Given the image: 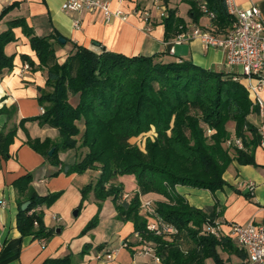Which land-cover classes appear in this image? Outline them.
Masks as SVG:
<instances>
[{
  "label": "trees",
  "instance_id": "trees-1",
  "mask_svg": "<svg viewBox=\"0 0 264 264\" xmlns=\"http://www.w3.org/2000/svg\"><path fill=\"white\" fill-rule=\"evenodd\" d=\"M183 1L190 5L195 21L203 15L201 5L205 3L215 15L213 31L218 35L227 34L233 25L234 17L224 0ZM14 6H7L0 19ZM175 13L176 9H169L165 18L166 39L182 31L184 21ZM19 26L39 58L38 67L47 76V88L39 97L44 112L35 119L59 130L56 141L29 142L57 165L61 163V151L76 149L78 159L69 165L67 173L99 171L95 181L82 187L83 200L94 191L101 208L102 202L112 197L117 216L134 223L135 232L152 243L163 264H208L209 259L212 264H250L247 252L231 236L202 232L203 226L216 219L213 212L192 206L175 191L181 184L215 192L226 185L224 173L233 160L256 165L260 134L249 116L257 112V107L244 85L232 73L205 69L189 60L164 61L159 53L128 56L74 44L75 51L61 63L55 47L56 43L63 44L59 35L39 37L24 18L9 20L7 29L0 32V75L14 66V55H8L5 47L15 40L13 29ZM22 57L35 64L28 55ZM152 127L157 136L148 138L145 151L130 143L133 136ZM15 131L0 135V155H8ZM232 134L242 138L244 148L226 144ZM53 147L55 151L49 155ZM120 175L135 177L138 191L130 199L124 198V184L115 182ZM33 179V173L27 172L15 181L20 206L17 229L23 236L49 238L52 230L45 225L42 206L51 205L61 192L41 196L32 187ZM151 192L167 198L154 202L156 215L176 227L177 233L158 234L147 228L148 219L139 209L141 196ZM26 201L29 205L22 209ZM98 220L99 213L85 231L95 227ZM182 240H187L188 247L182 246ZM220 251L240 260L224 259ZM69 261L64 257L48 263Z\"/></svg>",
  "mask_w": 264,
  "mask_h": 264
},
{
  "label": "crops",
  "instance_id": "crops-1",
  "mask_svg": "<svg viewBox=\"0 0 264 264\" xmlns=\"http://www.w3.org/2000/svg\"><path fill=\"white\" fill-rule=\"evenodd\" d=\"M64 1L0 0V15L7 6L15 4L0 19V32L7 29L9 20L24 18L39 37L58 34V39L65 38V43H56L58 52L70 50L78 44L98 52L106 48L128 56L159 53L164 61L189 60L205 69L234 76L239 73L237 67L226 64L224 50L207 47L199 38L181 44L173 43L176 35L166 39V17L160 16L163 8L167 12L176 9L175 14L184 21L181 29L191 30L199 26L216 30L212 18L203 10V15L195 21L189 11L190 5L183 0H110L113 10L122 9L128 15L126 20L114 18L111 21H107L99 10L65 11L62 8ZM235 1L240 7L257 5L264 19V0ZM76 18L81 21L77 29L74 26ZM13 31L15 40L6 45L5 51L14 55V66L0 75V135L16 129L8 155H0V264H50L48 261L64 257L70 258V264H163L156 263L151 255L139 253L140 243L134 223L117 216L112 197L104 200L101 208L94 191L83 200L82 187L95 181L98 171L67 173L69 165L78 159L76 149L61 151L58 157L61 163L57 165L30 144V139L56 141L59 130L35 119L44 112L39 97L47 88V76L38 67L39 58L22 27H15ZM171 48H174L173 53ZM22 55H28L35 64L31 65ZM240 82L243 84L242 80ZM262 96L264 98V90ZM249 120L259 126L258 108ZM255 159L256 165H242L233 160L224 173L226 185L215 192L181 184L176 185L175 191L192 206L213 212L223 235L231 236L233 223L264 220V147L257 146ZM62 167L63 171L50 177ZM27 172L33 173L32 187L39 195L61 192L51 205L42 206L45 225L52 230L49 238L23 236L17 229L16 214L20 206L15 181ZM118 181L124 184V198L130 199L138 191L134 175L118 176ZM250 184L254 185L252 191ZM141 199L156 202L167 198L151 192L142 195ZM97 213L98 223L85 231ZM109 251H114L113 259L96 258L97 254Z\"/></svg>",
  "mask_w": 264,
  "mask_h": 264
},
{
  "label": "built area",
  "instance_id": "built-area-1",
  "mask_svg": "<svg viewBox=\"0 0 264 264\" xmlns=\"http://www.w3.org/2000/svg\"><path fill=\"white\" fill-rule=\"evenodd\" d=\"M228 13L234 17L233 25L227 34L221 36L209 28L194 26L191 30L182 29L173 39L174 44H181L189 39L199 38L207 47H216L224 50L226 64L230 67H237V80H242L249 97L254 106L259 110L261 117L258 126L260 134L259 145L264 147V19L261 9L257 5L240 7L235 0H224ZM202 10L213 18V12H209L206 4L201 5ZM65 11L78 12L83 10L102 11L107 21L114 18L126 20L128 15L122 9L111 8L110 0H65L62 4ZM165 8L161 10V18L167 17ZM80 19L74 21V26L79 28ZM170 51L173 53L174 48ZM209 132L212 130L209 129ZM228 146L244 148V142L240 137L227 139ZM250 190H254V185H249ZM140 213L148 219L147 228L156 233H177L178 229L173 225L164 222L156 215L154 201L142 199ZM207 230L216 237L223 235L220 222L216 219L209 224ZM231 237L235 240L239 248L247 252V259L250 264H264V220L261 222L251 221L247 224H231ZM136 236L140 243L139 253L151 255L156 263H161L162 258L155 251L152 243L141 238L139 233ZM114 251L105 254H97V259L111 260Z\"/></svg>",
  "mask_w": 264,
  "mask_h": 264
},
{
  "label": "rangeland",
  "instance_id": "rangeland-1",
  "mask_svg": "<svg viewBox=\"0 0 264 264\" xmlns=\"http://www.w3.org/2000/svg\"><path fill=\"white\" fill-rule=\"evenodd\" d=\"M181 11H182V13L183 14H185V10H184V8H182L181 9ZM75 51V49H74V47L72 48V49H70V50H66V51H63V52H58L57 51V49H56V56H57V58H58V61L59 62H63L64 61V59H66L67 58V56L70 54V53H72V52H74ZM63 58V59H62ZM62 59V60H61ZM71 102H73V103H76V99H74V98H72V101ZM255 124V123H254ZM229 126L232 128L233 126H234V123H230L229 124ZM234 128V127H233ZM234 131V129L232 130V132ZM209 133H212V132H209ZM234 134V133H233ZM232 134V137H234V135ZM157 136V134H156V132H155V129H154V127H152L149 131H147V132H144V133H142V134H140V135H138L137 137L136 136H133L131 139H130V143L131 144H133V145H137L138 147H140V149L141 150H143V151H145L146 150V142H147V140H148V138H150V139H154L155 137ZM83 151H85L86 149H82ZM98 171V170H97ZM99 175V171H98V174H97V176ZM120 176H122V175H120ZM115 182L116 183H120V181H118V177L115 179ZM126 186H127V188L129 187V185H128V183L126 184ZM207 226H203V229H202V232L204 233L207 229ZM237 244V243H236ZM188 245H189V243L187 242V240H182V246L183 247H188ZM220 253H221V255H222V257L224 258V259H227V258H231V259H233V260H240V259H238V257L236 256V255H230L229 253H227V252H223V251H220ZM207 263L208 264H212V260L211 259H209L208 261H207Z\"/></svg>",
  "mask_w": 264,
  "mask_h": 264
},
{
  "label": "water",
  "instance_id": "water-1",
  "mask_svg": "<svg viewBox=\"0 0 264 264\" xmlns=\"http://www.w3.org/2000/svg\"><path fill=\"white\" fill-rule=\"evenodd\" d=\"M59 40L62 43H65L66 42V39L63 38V37H59ZM54 151H55V148L54 147L51 148L50 151H49V155H52L54 153ZM28 205H29V201L24 202L23 205H22V209H26L28 207Z\"/></svg>",
  "mask_w": 264,
  "mask_h": 264
}]
</instances>
